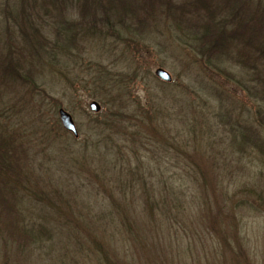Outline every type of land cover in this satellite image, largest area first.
Segmentation results:
<instances>
[{
    "label": "rangeland",
    "instance_id": "rangeland-1",
    "mask_svg": "<svg viewBox=\"0 0 264 264\" xmlns=\"http://www.w3.org/2000/svg\"><path fill=\"white\" fill-rule=\"evenodd\" d=\"M4 1L0 0V5ZM189 1L174 0V3L185 6ZM79 10L78 4L68 1L62 12L72 21L79 18ZM3 21L0 6V49L5 52ZM178 23L181 28L175 30L162 19L156 24L157 30L140 37L142 40L135 35L136 28L131 33L124 30L131 43L129 51L119 58L116 55L126 48L122 43L102 57V42H95L96 47L86 42L89 47L83 44L80 68L72 69L69 78L62 74L63 81L58 80L56 85L47 71L29 84L14 78L18 82L11 87L4 84L0 90V125L4 124L16 140H23L28 146V158L24 161L36 177H44L45 188L49 189L50 184L65 189L61 192L76 209L78 226L87 228L89 218L94 221L96 213L108 214L114 212V206L122 205L125 209L128 206V215L142 234L153 236L155 233L146 232L145 228L151 224L148 210L154 203H147V194L152 196L156 188L155 194L159 195V191L166 194L171 176L177 182L186 181L181 189L187 194L184 206L191 217L186 219V225L170 222L168 234L159 238L158 234L151 241L142 237L136 264H162L166 260L163 250L173 258L171 264H264V67L245 70L228 61L215 69L207 58L187 45L191 40L182 29L184 23ZM46 26L43 25V32L50 37V28ZM19 42L16 35L12 45L18 50L12 52L16 60L21 50ZM93 62L110 63L116 71L137 72L130 80L132 94L124 95L130 104L125 118L129 127L119 129L124 135L98 132L97 121H104L106 116L104 102L94 97L92 91L91 75L96 69V63L90 66ZM158 67L172 74L174 89L165 87L168 83L155 75ZM67 79L69 84L65 82ZM168 92H172L169 97L172 108L161 112L157 127L148 131V136L157 131L158 137L165 140L156 149L131 142V132L139 129L138 112L150 111L154 99ZM93 100L101 104L100 112L89 108ZM62 107L72 114L79 137L63 128L58 115ZM170 117L173 119L169 121ZM188 117L189 122H185ZM109 136L113 140L105 139ZM187 139L189 143L185 142ZM107 146H114L117 153L109 161L104 156ZM188 175L194 182L199 176L200 184L192 185ZM139 177H143L141 181ZM99 178L105 186L94 188ZM131 178L134 180L130 183ZM89 206L93 208L91 212L87 210ZM35 210L31 208L29 212ZM13 216L7 213L6 220ZM66 216H71V211L60 217ZM60 237L25 254L16 253L15 247L6 244L9 239H0V264H103L93 254L89 258L78 253L75 235ZM152 243L157 244L154 249L158 253L147 252ZM118 258L122 264H132L123 248Z\"/></svg>",
    "mask_w": 264,
    "mask_h": 264
},
{
    "label": "trees",
    "instance_id": "trees-1",
    "mask_svg": "<svg viewBox=\"0 0 264 264\" xmlns=\"http://www.w3.org/2000/svg\"><path fill=\"white\" fill-rule=\"evenodd\" d=\"M68 1L80 6L78 19L68 20L67 15L62 12ZM187 3L185 6H176L174 0H5L0 5L4 20L1 32L5 37L2 44L5 52L0 49V90L4 89V84L11 87L18 81L29 84L36 78L43 77L45 71L52 78L51 81L56 80L54 85L58 80L63 81L62 74L69 78L70 71L80 68L79 64H82L83 44L86 42L90 47H96L95 42H102V57L108 56L107 53L112 52L117 43H122V47L126 48L116 58L124 56L131 43V38L124 34V30L131 33L136 28L135 35L141 39L140 37L157 30L156 24L159 25L162 19L170 22L175 30V27L181 28L178 21H182V29L185 28V34L191 40L187 41V45L202 58H207V62L215 69L221 68V64L228 61L240 64L245 70L257 69L259 65L264 67V0H191ZM43 25L50 28V37L44 34ZM16 35L21 42L17 60L12 55L13 51H18L12 46ZM135 66L137 65L132 66L134 70ZM114 71L116 70L110 63L97 62L96 69L92 70L91 82L94 85V97H99L105 104L103 113L106 117L104 121H97L100 123L98 132L112 131L114 135H120L123 131L119 129L129 127L125 118L130 104L126 103L124 95L132 94L130 80L133 75L137 76V72L116 71L117 74H114ZM65 82L69 84L70 79ZM173 85L172 82L165 87H170L171 90L174 89ZM171 93L154 99L150 111L141 109L138 112L136 127L139 129L131 132V142L148 144L156 149L165 140L158 137L157 131L154 132L155 135L148 136V131L157 127V117L163 114L161 112L172 108L169 102ZM172 119L170 117L169 121ZM189 120L190 117L185 122ZM14 137L8 127L0 125V239H9L6 244L15 247L16 253H31L54 243L60 236L75 235L78 237L76 244L80 255L90 258L93 254L103 264H122L118 255L123 248L131 263L136 264L142 237L151 241L158 234L159 238L163 233L168 234L172 224L170 222H183L186 225V219L191 217L184 206L183 198L187 194L181 189L186 181L177 182L171 176L169 185L165 183L166 194L163 191H159V195L155 194V187L153 197L146 193L147 203H154L148 210L151 224L148 223L145 228L146 232L149 230L155 233L153 236L142 234L136 222L131 221L128 206L125 209L122 205L114 206V212L107 214L100 211L92 215V222L87 217L90 220L87 228L78 226L74 215L76 209L69 203L70 198H64L65 189H57L50 184L49 189L44 187V177H36L31 171L33 169H29L24 161L28 158V146L23 140L19 141ZM108 138L112 139L113 136L105 139ZM251 141L254 142L252 139ZM185 142L189 143V140ZM113 147L107 146L105 155L101 154L108 161L112 155L117 154ZM142 178L139 177L138 181ZM29 179L31 182H27ZM133 180L131 178L130 183ZM189 182L199 185L201 178L198 176L197 182H194L189 177ZM94 183V188L105 186L100 178ZM112 195L110 194L111 198ZM66 206H70V209ZM31 208L37 210L29 212ZM87 210L91 212L93 208L89 206ZM68 211H71V216L62 219L60 216ZM7 213L13 214V219L6 220ZM116 217L119 222L115 221ZM73 223L76 226H71ZM155 247L157 244L152 243L147 247V252L158 253ZM170 251L172 254L171 247ZM161 253L166 257L162 264H171L173 258L169 252L167 254L163 250Z\"/></svg>",
    "mask_w": 264,
    "mask_h": 264
},
{
    "label": "water",
    "instance_id": "water-1",
    "mask_svg": "<svg viewBox=\"0 0 264 264\" xmlns=\"http://www.w3.org/2000/svg\"><path fill=\"white\" fill-rule=\"evenodd\" d=\"M155 75L164 82L170 83L173 80L171 73L168 72L163 67H158L155 70ZM89 108L94 112H100L101 104L98 101L93 100L89 103ZM58 115L63 128L71 132L75 137H79V130L77 128V125L75 123L72 114L62 107L59 108Z\"/></svg>",
    "mask_w": 264,
    "mask_h": 264
}]
</instances>
